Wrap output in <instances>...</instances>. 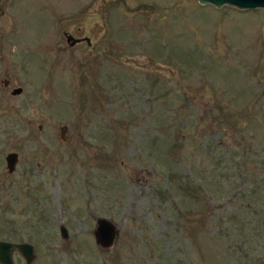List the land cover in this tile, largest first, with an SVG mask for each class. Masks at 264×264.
<instances>
[{
    "label": "rangeland",
    "instance_id": "374dc122",
    "mask_svg": "<svg viewBox=\"0 0 264 264\" xmlns=\"http://www.w3.org/2000/svg\"><path fill=\"white\" fill-rule=\"evenodd\" d=\"M0 240L32 264H264V9L0 0Z\"/></svg>",
    "mask_w": 264,
    "mask_h": 264
},
{
    "label": "water",
    "instance_id": "95a60500",
    "mask_svg": "<svg viewBox=\"0 0 264 264\" xmlns=\"http://www.w3.org/2000/svg\"><path fill=\"white\" fill-rule=\"evenodd\" d=\"M201 5H213L218 9L224 6L235 7L241 10H256L264 9V0H198ZM71 36L69 39H73ZM89 40V39H88ZM81 40H76L71 43V46H75ZM23 92L22 88H17L13 91V95L17 96ZM61 140L62 142L68 141V127H61ZM20 156L18 153H9L6 157L7 170L9 174L16 172L19 164ZM97 229L95 230V238L97 244L104 249L111 248L117 241L120 230L114 222L105 218H99L97 220ZM62 237L68 239L69 232L64 226L61 227ZM19 252L26 260L27 264H32L36 258L35 247L28 243H13L9 241L0 240V264H15L14 254Z\"/></svg>",
    "mask_w": 264,
    "mask_h": 264
},
{
    "label": "flooded vegetation",
    "instance_id": "af4514ba",
    "mask_svg": "<svg viewBox=\"0 0 264 264\" xmlns=\"http://www.w3.org/2000/svg\"><path fill=\"white\" fill-rule=\"evenodd\" d=\"M64 36L66 37V39H67V42H68V44L71 46V43L74 41V39H76V40H81L79 43H77V44H80V43H83V42H86L87 43V45L88 46H91L92 45V43H91V40H90V38H88V37H84V38H76L75 36H73L72 38L73 39H69L72 35H69V34H66V33H64ZM89 39V40H88ZM76 44V45H77ZM75 45V46H76ZM3 84H4V86H5V88H9L10 87V82L8 81V80H4L3 82H2ZM19 88H21V87H19ZM17 89V88H16ZM16 89H13L12 90V93H13V91L14 90H16ZM23 89V88H22ZM24 91V90H23ZM23 93V92H22ZM21 93V94H22ZM13 95V94H12ZM18 96V95H17ZM18 168V167H17ZM17 171V170H16ZM14 174V173H13Z\"/></svg>",
    "mask_w": 264,
    "mask_h": 264
},
{
    "label": "trees",
    "instance_id": "16d2710c",
    "mask_svg": "<svg viewBox=\"0 0 264 264\" xmlns=\"http://www.w3.org/2000/svg\"><path fill=\"white\" fill-rule=\"evenodd\" d=\"M235 221V222H234ZM229 226L230 228L235 231L236 226H237V220H236V216L231 215V218L228 220ZM236 225V226H235ZM261 225V224H260Z\"/></svg>",
    "mask_w": 264,
    "mask_h": 264
}]
</instances>
